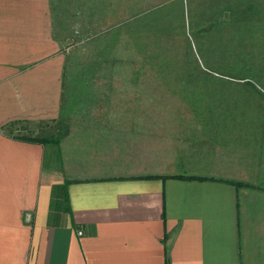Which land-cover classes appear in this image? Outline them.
Listing matches in <instances>:
<instances>
[{
    "label": "crops",
    "instance_id": "1",
    "mask_svg": "<svg viewBox=\"0 0 264 264\" xmlns=\"http://www.w3.org/2000/svg\"><path fill=\"white\" fill-rule=\"evenodd\" d=\"M172 1L77 0L74 26L68 0H0V264H264V110L166 122L149 76L68 64L72 30ZM230 1L264 50V0Z\"/></svg>",
    "mask_w": 264,
    "mask_h": 264
},
{
    "label": "rangeland",
    "instance_id": "2",
    "mask_svg": "<svg viewBox=\"0 0 264 264\" xmlns=\"http://www.w3.org/2000/svg\"><path fill=\"white\" fill-rule=\"evenodd\" d=\"M159 6L154 16L150 13L148 20L134 19L131 26H124V16L118 14L117 29L112 26L102 35H92V29L79 33L72 30L64 42L68 64L80 69L87 58L89 65L84 68L93 73L149 76V89L166 110V122L179 121L180 115L187 118L188 114H174L179 112L178 107L183 112L209 103L219 108L232 103L238 106L236 97L240 102V92L246 93L245 101L264 110V50L253 44L258 36H253L251 27H240V3L174 0ZM76 8L77 0H68L72 25L77 22ZM241 22L253 21L246 17ZM96 57L92 70V59ZM107 58L115 64L102 61Z\"/></svg>",
    "mask_w": 264,
    "mask_h": 264
}]
</instances>
